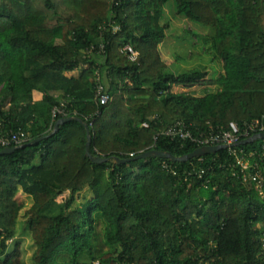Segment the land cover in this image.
Here are the masks:
<instances>
[{
	"label": "trees",
	"instance_id": "16d2710c",
	"mask_svg": "<svg viewBox=\"0 0 264 264\" xmlns=\"http://www.w3.org/2000/svg\"><path fill=\"white\" fill-rule=\"evenodd\" d=\"M170 1L177 15L211 30L195 36L222 62L217 79L208 70L175 74L161 60ZM125 46L139 53L137 62L122 54ZM97 72L110 95L106 105L96 99ZM198 85L217 90H172ZM34 92L43 99L35 102ZM61 103L67 118L88 125L91 155L108 162L86 155L80 122L54 132L63 118L53 120L52 110ZM153 116L158 121L143 128ZM263 116L264 0H0V133L28 136L0 156V264H27L16 231L5 224L19 221V192L34 203L20 231L34 242L29 264H264V201L222 168L232 162L227 150L205 156L204 164L134 160L153 150L193 153L196 146L161 135L178 121L203 131ZM244 149L261 152L264 140ZM86 189L93 194L86 213L73 220L69 212Z\"/></svg>",
	"mask_w": 264,
	"mask_h": 264
},
{
	"label": "built area",
	"instance_id": "2783aa9c",
	"mask_svg": "<svg viewBox=\"0 0 264 264\" xmlns=\"http://www.w3.org/2000/svg\"><path fill=\"white\" fill-rule=\"evenodd\" d=\"M119 27L113 28V32L119 31ZM104 46L100 47L103 52ZM96 49L92 47L87 54L90 56ZM122 53L127 59L135 63L139 59V53L132 46H125ZM97 89L96 99L100 105H106L110 101V95L106 91V86L102 83V75L97 72ZM69 113L66 109V103H61L52 110L53 120L58 117L67 118ZM152 121H158L157 116H153L149 121L142 124L143 128L148 129ZM264 133V116L252 122L244 123L240 126L236 122H231L228 129H215L209 126L208 130L199 129L193 123H186L178 121L173 125L167 127L161 135H165L171 140H180L184 144L196 146L197 149L205 147H223V150L228 151V155L232 158V162L223 164L222 168L230 172L231 177L238 179L243 186L252 189L257 194V197L264 201V175L261 170V164L264 159V150L258 152L257 150H246L242 146L243 141L251 139L253 136ZM28 141V136L23 131H11L3 135L0 133V147L1 148H20ZM157 137H155V142ZM134 157V154L130 155ZM205 157V156H204ZM204 157H199L198 163L204 164ZM196 167L192 165V171ZM164 169L168 172L177 175V171L170 165H164ZM206 173L204 168L201 169L198 177Z\"/></svg>",
	"mask_w": 264,
	"mask_h": 264
},
{
	"label": "rangeland",
	"instance_id": "374dc122",
	"mask_svg": "<svg viewBox=\"0 0 264 264\" xmlns=\"http://www.w3.org/2000/svg\"><path fill=\"white\" fill-rule=\"evenodd\" d=\"M165 18L163 23L168 27L166 32V40L159 46L161 53V60L169 66V70L175 74H182L187 71L198 69L208 70L210 79H217L223 72V64L220 60H216L212 55L206 51L207 46L204 45L202 37L199 39L195 36L208 37L211 34V30L200 26V24L193 23L180 15H177L176 4L170 1L165 6ZM123 54V53H122ZM216 86L198 85L193 88L180 87L177 93H186L188 96H202L206 91L215 92ZM176 92V91H175ZM90 190H84L76 200L75 205L69 212L71 219L76 220L80 217L81 213H86L89 200L92 197ZM69 196L66 193L64 196L58 199L61 203ZM18 203L22 206V212L18 223L10 225L9 222H5L7 227L16 231V241H20L22 244V251L24 260L27 264L31 263L32 255L35 250L34 242L27 231H24L21 237L20 231L23 230L22 224L28 219L34 210V203L32 198L26 196L22 192H19L16 196ZM83 211V212H82ZM99 242L103 246L104 250H108L102 243V227L99 226ZM10 248H12V241L9 242Z\"/></svg>",
	"mask_w": 264,
	"mask_h": 264
},
{
	"label": "water",
	"instance_id": "95a60500",
	"mask_svg": "<svg viewBox=\"0 0 264 264\" xmlns=\"http://www.w3.org/2000/svg\"><path fill=\"white\" fill-rule=\"evenodd\" d=\"M72 120L78 121L81 124H83L85 129H86V131H87L88 142H87V147H86V155L96 164H102V163L108 162L109 161L108 159H104V158H101V157H93L91 155L90 150H91L92 140H91V137H90V130H89L88 125L85 124L79 118H66V119H62V120L58 121L56 123V125H55V131L54 132H56L61 125L65 124L67 122H70ZM259 140H264V133L255 135L251 139L243 141L241 143V145L242 146H247V145L253 144V143H255V142L259 141ZM41 141H42V139H37V140L27 144L26 146L27 147H31V146H34V145L38 144ZM223 149H224L223 147H205V148H200V149H196L193 153H191V154H189L187 156H184V157H180V158L174 157L173 155H171L169 153L153 150V151H150L148 153L140 155L138 158H136L134 160H143V159H148V158H159V159L171 160V161L176 162V163H186V162H189V161H191L193 159H196V158H199V157H204V156H208V155H211V154H216V153L220 152ZM16 150H17V148H6V149L0 151V156L1 155L11 154V153L15 152ZM130 161L131 160H127V161H125V160H116V163L130 162Z\"/></svg>",
	"mask_w": 264,
	"mask_h": 264
},
{
	"label": "crops",
	"instance_id": "0c3cea01",
	"mask_svg": "<svg viewBox=\"0 0 264 264\" xmlns=\"http://www.w3.org/2000/svg\"><path fill=\"white\" fill-rule=\"evenodd\" d=\"M79 72L80 71H75L74 73H73V75H78L79 74ZM174 92L176 91H179L180 90V87H173V89H172ZM43 99V95H42V93H40V92H34L33 93V100L35 101V102H39V101H41ZM86 190H88V189H86ZM85 190V191H86Z\"/></svg>",
	"mask_w": 264,
	"mask_h": 264
}]
</instances>
